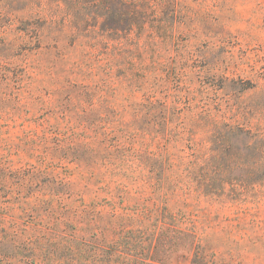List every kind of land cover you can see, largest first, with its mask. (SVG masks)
<instances>
[{"label":"rangeland","instance_id":"rangeland-1","mask_svg":"<svg viewBox=\"0 0 264 264\" xmlns=\"http://www.w3.org/2000/svg\"><path fill=\"white\" fill-rule=\"evenodd\" d=\"M224 122L264 132V0H0V264H264V195L181 181Z\"/></svg>","mask_w":264,"mask_h":264},{"label":"trees","instance_id":"trees-1","mask_svg":"<svg viewBox=\"0 0 264 264\" xmlns=\"http://www.w3.org/2000/svg\"><path fill=\"white\" fill-rule=\"evenodd\" d=\"M138 14L139 9L133 11L132 19L138 20ZM209 141L210 147L206 151L192 148L191 160L183 169L185 176L181 180L187 190L237 202L264 195V132L239 123L224 122L215 125ZM186 233L196 237L193 231ZM126 240L128 238L105 248L78 241L73 235L66 237V248L72 254L68 264H126L118 263L115 257L122 251L120 247L128 244ZM197 260L198 254L192 262L197 263Z\"/></svg>","mask_w":264,"mask_h":264}]
</instances>
